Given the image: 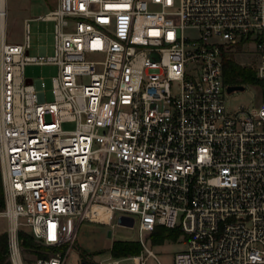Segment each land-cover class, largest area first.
<instances>
[{
    "label": "built area",
    "instance_id": "obj_1",
    "mask_svg": "<svg viewBox=\"0 0 264 264\" xmlns=\"http://www.w3.org/2000/svg\"><path fill=\"white\" fill-rule=\"evenodd\" d=\"M39 19L55 23L51 55L30 54L29 25L24 43L7 41L0 0L12 263L25 264L26 230L50 247L33 264H66L89 221L138 222L142 245L90 264H147L158 226L186 238L174 264H264V0H58ZM231 58L255 70L258 105L228 108ZM33 63L58 66L53 101L26 76Z\"/></svg>",
    "mask_w": 264,
    "mask_h": 264
},
{
    "label": "rangeland",
    "instance_id": "obj_2",
    "mask_svg": "<svg viewBox=\"0 0 264 264\" xmlns=\"http://www.w3.org/2000/svg\"><path fill=\"white\" fill-rule=\"evenodd\" d=\"M57 5L58 0H7V41L15 44L24 43L26 32L25 18L45 14L57 7ZM54 24L53 21L30 20L31 55L38 56L41 53V45L47 46L48 55L54 53ZM25 74L28 78H33L35 81L42 78L45 82V99L47 101L54 100L53 77L58 74V66L53 64H28L25 68ZM259 102L260 94L256 84L248 83L245 90L237 91L230 95L227 106L230 110L235 111L242 105L251 108L258 105ZM48 119H50L49 116ZM62 126L65 130H74L76 122L67 121ZM2 210H0V225L6 221V218L1 217ZM137 225L138 222L134 229L119 226L112 229L108 225L84 221L78 231L76 248L68 255L66 264H82L87 256H91L95 261L105 260L110 256L114 258L124 257L114 256L112 245L116 240H136L138 238ZM110 229L113 231L112 236L108 235ZM35 241L39 245L45 246L46 249H39L38 252H35L31 248L22 246L25 264H33L35 258L49 253L50 247L36 239ZM151 247L156 256H150L147 264H174L175 254L185 249L187 242L186 238L181 234L177 240L167 239L162 244H153L151 240ZM7 260L12 263L9 256Z\"/></svg>",
    "mask_w": 264,
    "mask_h": 264
},
{
    "label": "trees",
    "instance_id": "obj_3",
    "mask_svg": "<svg viewBox=\"0 0 264 264\" xmlns=\"http://www.w3.org/2000/svg\"><path fill=\"white\" fill-rule=\"evenodd\" d=\"M225 81L230 84H259L256 77V72L251 66H243L234 59H228L225 62ZM5 206L4 192L2 185V176L0 172V210ZM182 234L180 229H170L165 226H158L151 233V240L153 244H162L167 239L177 240ZM21 238L23 239V246L33 249L38 252L39 249H46L45 246L39 245L32 234L26 230L21 231ZM142 250V245L139 241L132 240H116L112 245V252L114 256H127L139 254ZM9 243L8 233L0 234V264H12L8 259ZM41 255V254H40Z\"/></svg>",
    "mask_w": 264,
    "mask_h": 264
},
{
    "label": "water",
    "instance_id": "obj_4",
    "mask_svg": "<svg viewBox=\"0 0 264 264\" xmlns=\"http://www.w3.org/2000/svg\"><path fill=\"white\" fill-rule=\"evenodd\" d=\"M29 81H31V80H29ZM245 88H246L245 85H243V84H239V85H232V86H229L228 90H229V92L243 91V90H245ZM126 220H127V218H125V217L121 218V220H120V224H129V225H133V219H130L129 222H127ZM112 234H113V231L110 229L109 232H108V235H109V236H112ZM82 264H90V263L84 261V262H82Z\"/></svg>",
    "mask_w": 264,
    "mask_h": 264
},
{
    "label": "crops",
    "instance_id": "obj_5",
    "mask_svg": "<svg viewBox=\"0 0 264 264\" xmlns=\"http://www.w3.org/2000/svg\"><path fill=\"white\" fill-rule=\"evenodd\" d=\"M50 11V10H49ZM47 13V12H46ZM43 14L37 15V16H29L25 18V22H26V26L29 25L30 28V20L31 19H38L39 20V16H41ZM1 217L6 218L5 216L1 215ZM8 230V219L6 218V221L3 222V224L0 225V234L4 233L5 231Z\"/></svg>",
    "mask_w": 264,
    "mask_h": 264
},
{
    "label": "bare ground",
    "instance_id": "obj_6",
    "mask_svg": "<svg viewBox=\"0 0 264 264\" xmlns=\"http://www.w3.org/2000/svg\"><path fill=\"white\" fill-rule=\"evenodd\" d=\"M104 220H108V218L107 217H105V218H103Z\"/></svg>",
    "mask_w": 264,
    "mask_h": 264
}]
</instances>
